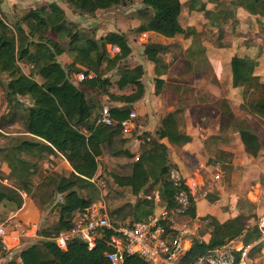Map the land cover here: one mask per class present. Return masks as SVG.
<instances>
[{
  "label": "trees",
  "instance_id": "obj_1",
  "mask_svg": "<svg viewBox=\"0 0 264 264\" xmlns=\"http://www.w3.org/2000/svg\"><path fill=\"white\" fill-rule=\"evenodd\" d=\"M61 1L81 13L94 14L135 0ZM208 2L212 3V9H206ZM141 3L143 9L139 13L145 25L138 30L165 38L182 35L192 39L194 45H200L202 33L185 28L183 18L196 13L202 15L205 27L208 26L212 33L215 31L219 41L223 36V26L235 27L239 8L256 16L260 31L264 33V0H233L230 5L219 0H206L201 6H197V0L185 3L181 0H141ZM44 32L60 35L61 39L54 40ZM94 36L93 31L83 30L68 21L55 3L27 11L12 25L0 16V77L6 76L3 83L6 111L2 119L7 125L21 120L24 127L23 133L11 135L0 130V172L4 176H0V203H12L20 209L24 205L22 195L31 192L35 186L34 179L41 178L40 162L56 155L69 164L75 175L73 179H92L98 174L99 162L103 164L104 171L99 178L107 176L111 179L104 201L113 225L125 223L131 217L142 220L150 215L153 203L145 197L152 190L157 189L168 209L176 205L175 194L187 191L183 182L194 168L186 172L179 170L178 165L170 161L168 148L162 140L166 139L176 147L191 141L185 132L183 117L189 102H195L190 95L191 90H184L180 95L176 92V107L159 121L153 133L145 131L139 136L144 147L137 155L133 154L126 147L129 137L123 134L121 123L128 119L134 104L143 96L141 79L144 69L141 65L131 67L126 64L132 50L125 34L109 32L99 39ZM109 45L118 46L119 53L110 56L107 52ZM143 48L144 59L153 65L154 90L158 97L165 84L162 76L167 74L168 68L160 55L167 52V47L146 43ZM62 55L68 56L67 63L59 62ZM258 64L256 59L238 55H233L229 62L231 87L237 89L242 98L237 108L245 116H237L228 100H215L208 93L195 102L200 126L208 125L212 119H217L218 123V133L204 140V149L209 155L208 165L231 162L232 151L222 147H228L232 136L238 137L243 152L251 158H256L262 150L258 134L247 118H256L264 125V79L255 74ZM22 65L28 66L31 73L26 74ZM201 70H210L208 62L182 69L180 75ZM78 73L92 74L93 77L75 83L72 79ZM92 93L105 96L110 103L119 105L109 108L111 126L95 125L96 118L92 112L96 106ZM26 96L31 99L28 107L18 100ZM176 169L182 178L179 187L170 180L171 171ZM73 179H61L54 190L52 207L59 215L57 224L44 229L40 235L42 241L22 250L19 260L11 257L5 264H109L105 252L110 250L106 244L110 233L97 240L91 250L79 240L71 241L64 251L51 241L58 233L69 230L76 213L94 200L81 194L77 181ZM260 182L264 185V180ZM59 196L63 198L62 203L57 202ZM130 197L140 198L134 204ZM207 198L210 203L219 199L217 193ZM244 200L237 213L223 222L212 216L204 217L202 220L208 221L207 227L213 229L210 241L206 244L194 238L180 263L193 264L208 251L240 237L244 247L251 246L249 255H264V243L254 246L260 235L257 228L248 227L247 223L254 215L245 211L244 206L251 207L252 204ZM196 213V198L189 196V207L177 220L192 223ZM214 231L218 232V237ZM10 254L11 251H4L0 257ZM235 255L238 259L239 253ZM123 264L145 263L136 255L126 254Z\"/></svg>",
  "mask_w": 264,
  "mask_h": 264
},
{
  "label": "rangeland",
  "instance_id": "obj_2",
  "mask_svg": "<svg viewBox=\"0 0 264 264\" xmlns=\"http://www.w3.org/2000/svg\"><path fill=\"white\" fill-rule=\"evenodd\" d=\"M190 0H182L183 3L188 2ZM198 5L201 6L204 2V0H197ZM225 4L232 3L233 0H219ZM209 7H213L212 3L208 2ZM243 19V18H241ZM209 27L207 26V29ZM231 27L224 26V37L222 38V44L224 45H230L232 52L236 51L240 54H243V49H245V45H248L249 47V53L254 56L259 53V47L261 43L263 42L264 33H261L259 30V26L256 27L255 21L251 23V25H244L242 29L239 30V35L234 36V34L231 32ZM128 44H132V39L130 33L125 32ZM95 37V36H94ZM221 39V40H222ZM239 39H242L244 41L243 46L241 47V43ZM211 41L217 42L216 35L211 36ZM179 46L176 47L171 53H169L165 59L168 61H171L173 57L178 56L179 58L177 61L172 65L173 69H179L180 67L189 64V63H195L198 59H200L202 56H199L200 53L194 55L192 52L190 55L184 54V48L185 46L181 43H177ZM183 49H182V46ZM187 45V44H185ZM182 49V50H181ZM140 53L136 54L135 59L140 61L139 57H142L143 54L141 51ZM110 55V54H109ZM111 56V55H110ZM144 66H147L145 61L141 60ZM179 61V62H178ZM143 66V65H142ZM22 70L25 72L30 71V68L28 66L22 65ZM185 67V66H184ZM25 69V70H24ZM260 72L264 75V57H263V63L260 69ZM190 76L186 75V79ZM6 76L2 75L0 77V130L1 132L5 134H16V133H23L24 127L21 120H19L16 124L13 125H7L2 119V115L6 111V100L4 96V82H5ZM144 82L148 89L151 90V86H153L152 82V76L148 75L147 72L143 76ZM209 79V78H208ZM207 79V80H208ZM222 79V75L220 76L219 80ZM200 80V81H193L192 79L187 82V88L191 90L190 95L194 97V101L197 102L199 97L201 95L207 94L208 90H215V93L218 95L226 96L227 98L232 99L234 101V96L232 93V90L230 87L225 86V88H220L219 90L215 89L214 81L211 77V80ZM207 89V90H206ZM147 88H145V92H147ZM209 94V93H208ZM215 100H218V97L213 96ZM24 107H28L31 103L30 97H19V99ZM161 99L157 96H155L154 92L150 93L145 96V99L143 100L142 107L138 108V110H135L136 118L134 121V132L132 133V137L129 138L128 143L126 145L127 149L132 152L133 154H138L140 151L143 150V145L139 139V136L145 132L144 129L146 128H153L158 123V117H162L164 115L165 110L163 109V105L160 106ZM116 104L110 103L108 99L105 100L103 103H98L96 108L93 110L92 115L95 119V125L97 126V118L100 110L102 107L106 106L108 108H111L112 106H115ZM233 110L234 113L237 116H245L241 111L238 110L237 106L234 105L233 102ZM249 119L250 124L252 127L256 130L258 137L261 141V143L264 146V125L256 118H253L251 116H247ZM236 138V136H235ZM235 138H232L230 141V144L228 145V148L233 153V157L231 158V162L228 164L224 163L222 164L223 168V176L220 181V190L216 191V187L211 188L208 186L206 188V191L199 192L196 201H197V207L199 211H203L204 206L207 205V202L205 200H202L201 198H205L208 200V196L212 197L214 195H219V202L217 203L218 210L221 212H227L230 213V215L234 216V214L237 213L239 209V205L241 203H244L247 198V195H249L250 199H246L248 202L252 204L251 207H245V211L247 213H251L254 215L250 220L248 221V227L250 229L257 228V222L260 216H264V190L261 188H258L256 183H260V180H264V172H261L260 169L264 170L263 167L261 168L259 165V158H263V154H259L256 158H251L250 156L246 155L242 148L240 147V144L237 142ZM100 168L98 169V176L103 174L104 166L101 162H99ZM198 169V168H197ZM194 170V169H193ZM200 170V167H199ZM211 171V169L209 170ZM208 171V172H209ZM72 169L70 168L69 164L64 161L60 156L56 155L52 159L45 158L42 162L39 164V173H41V178L34 179L35 186L31 190L30 193H27L26 196L23 198L24 202L26 203V206L24 210L25 213H18L12 203L2 202L0 203V224L4 223L6 226V229L8 232L14 235H18L23 230L29 231L30 224L34 223L36 224V236L34 237H18L19 245L15 249L12 247L10 248L11 254L6 260H9L11 257L20 259L19 253L28 248L29 246L37 243L39 244L40 241H42V236H40L44 229L54 227L57 224L59 215L57 210H54L52 207L53 201L52 197H54L53 193L54 190L60 185L61 179L66 180H72L73 179V173ZM207 171L204 173V179H206V182L210 184V180L208 175H210ZM100 173V174H99ZM52 175V176H51ZM203 175V174H202ZM0 176H3V173L0 172ZM47 176L46 179L42 180L43 177ZM229 176V179L227 180ZM4 177V176H3ZM105 181V190H107L111 184V179L107 176L105 178H102ZM77 182H82L79 184V192L88 198L96 200L98 197H100L101 193L103 192L101 187L97 186L99 181L95 180L94 183L89 182V180L86 179H80L75 178L73 179ZM12 184V182H11ZM263 185V184H262ZM264 186V185H263ZM101 190V191H100ZM154 191H157V189L150 191L148 195H152ZM216 192V193H215ZM259 194H261V198H259V201H255L256 198L258 199ZM53 195V196H52ZM143 198V196H140ZM139 197V198H140ZM137 197H130V200L132 203H136L139 199ZM52 201V202H51ZM30 205V207H28ZM30 208V210H29ZM210 208L213 210L212 205ZM250 209V210H249ZM260 210L259 214L256 213V210ZM260 215V216H259ZM202 221V218H200L198 221H193L192 223H184L181 222V224H185L188 233H194L193 238L197 239L198 237H201L202 235H205L207 233H213L212 228H208L207 226L202 225L201 227H197L198 223ZM200 231H204L203 234H199ZM199 235V236H198ZM215 237H218V232L216 233L214 231ZM13 238V237H12ZM242 237L237 238L235 240L230 241L227 243L229 247H238L239 243L241 241ZM8 240L12 241L11 237L8 238ZM4 251H1L0 255L3 254ZM1 259V257H0ZM250 264H264V255L259 253H253L252 255H249ZM6 260L1 261L0 264H5Z\"/></svg>",
  "mask_w": 264,
  "mask_h": 264
},
{
  "label": "crops",
  "instance_id": "obj_3",
  "mask_svg": "<svg viewBox=\"0 0 264 264\" xmlns=\"http://www.w3.org/2000/svg\"><path fill=\"white\" fill-rule=\"evenodd\" d=\"M204 2H206V0H204ZM51 3H55L64 12L65 17L68 21L74 24H77L79 28L83 30L93 31L95 35V39H99L105 36V34L109 32H117V33H123V34L125 32L130 33L132 44L129 43V46L132 52L130 56L126 59V64L131 67L143 65L142 66L144 69L143 76L147 72L148 75L152 76V82H153V65L147 62L144 59V56L139 57L140 61H138L137 59H135L136 54L140 53L139 51H141L143 54V49H144L143 45L146 43H155V44H160V45H164L167 47V52L165 54L160 55L164 64H166L168 68H167V74L162 76L163 80L165 81V84L162 87V90L160 91V93L158 94V99L159 98L161 99V102L159 101L160 102L159 105L160 106L163 105L162 107L165 110L164 115H162V117H158V123L167 113H169L170 111L174 109V107H176L177 105L176 97L178 96V95L176 96V92H178L180 95L182 94V92H184V90L187 91L188 89L187 82L190 81L191 79L193 81L207 80L208 78H209L208 80H211V77H212L214 81V85L216 86L215 87L216 90H219L220 88H225V86H228L232 90L233 96L235 98H234V101H232V99L227 98L226 96L218 95L217 93H215L214 89L208 90L207 92L212 97L213 96L218 97L219 98L218 100L220 99L228 100L231 104L232 109H233V106H232L233 102H234V105H239L242 99L241 94L237 89H233L231 87L230 76L228 72L229 62L233 55L248 56L252 59L258 60L259 64H258V67L256 68L255 74L264 79V75L260 72V69L263 63V57H264L263 42L261 43L259 47V53L254 56H252L249 53L248 45H245V49H243V54H240L236 51L232 52L230 45H224V43L222 44V41H223L222 38L224 37V34H225L224 26H223V36L221 38L222 40L220 39L217 42L211 41V36L215 35V31L212 33L209 29H207V27H205L204 25L205 20L202 17V15H199L196 13H192L189 16H186L183 18L185 19V28H187L188 30L194 29L197 33H202V35L199 37L200 45H194V41L192 39L184 38V36L182 35H177L174 38H165L163 36H160L150 31H139L138 29L140 28V26L145 25L139 13V11L143 9L141 0H135L132 3L128 2L124 5H120L112 9H108V10H98L94 14L81 13L61 0H0V16L6 21L7 24L12 25L19 18H21L27 11L31 9H37L43 5L51 4ZM227 4L230 5L232 3H227ZM212 8L213 7H209L208 3L206 4V9H212ZM236 20H237V23L234 28H232V26L229 25L232 28L231 32L234 34V36L239 35V30L242 29L245 24L249 26L251 25L253 21H255L256 27L259 26L257 17L248 14L246 11H244L241 8L237 9L236 11ZM262 21L264 22V15H263ZM259 30H260V26H259ZM44 34L47 35V37H50L54 40L61 39L60 35L50 34L47 32H44ZM239 41L242 47L244 44V41H242V39H239ZM178 42H181L185 46L184 48L185 55H190V53L192 52L196 56L198 53H200V55L199 54L198 55L202 57L198 59L197 61H195L194 64L189 63V64L184 65L185 67L182 66L177 70L173 69L172 65L177 61L179 57L175 56L173 57L171 61H168L167 59H165V57L169 53H171L174 49H176L177 46H179L177 44ZM182 49H183V46H182ZM58 60L60 63L64 64L69 61V58L67 55H62L59 57ZM141 60L145 61V63H147L146 64L147 66H144ZM204 61L208 62V66L210 67V70H208V72H204V70H201L198 73L194 71L188 72L186 75L190 77L187 79H186V75H180V72L182 69H186L188 67H194L196 64H199ZM25 73L26 74L31 73V69L28 72H26L25 70ZM221 75H222V79L219 80ZM143 76H142L141 82L143 83V86H144V92H143V96L141 100H139L138 102L134 104L133 109L135 110H138V108L142 107V104L144 103L143 100L145 99V96L148 94V92L150 93L154 92L155 94L154 83H153V86H151V90L148 89V87L146 86L144 82ZM145 88H147L148 90L147 92H145ZM91 95L94 99L95 106H97L98 103L105 102V100L107 99L105 96H101L98 93H92ZM26 97L29 98V96H26ZM19 102L21 101L19 100ZM29 105H31V103ZM116 105L119 106L118 104ZM194 106H195V102L190 101L188 107H186L183 112L185 132L187 133V135L190 136L191 141L182 147L173 146L169 144L166 139L162 140V143H164L166 147L168 148V152L170 155V161L172 163L177 164L179 170H183V172H186L193 168L194 170L197 168L199 169L200 167V172L203 174L202 176L204 178L203 172L205 171L208 172L211 169V165H208L207 163L209 155L204 149V140L208 136L216 135L218 133V123H217V119H212L210 120V123L208 125L200 126ZM155 127L153 128V130L152 128H149V127L144 130L146 132L153 133ZM131 137L132 136H130L129 138ZM232 138H235V136H232ZM235 139L240 144L238 137H236ZM261 145H262V150L260 151L259 154L264 155V146L262 143ZM240 147H241V144H240ZM222 149L229 150L226 147H222ZM259 165L261 168L263 167L264 169V157L259 158ZM178 169L176 170L178 171ZM222 171H223V168H222ZM260 171L264 172V170L262 169H260ZM178 172L180 173V171ZM208 173L210 174L208 175L209 180H210L211 171H209ZM73 176H75L74 173H73ZM222 176H223V173H222ZM204 180L206 182V179ZM80 183L82 182H77L78 186ZM256 185L258 188H261L262 190H264V186L261 184V182L256 183ZM218 189L219 190L221 189L220 182L216 186V191H218ZM249 197L250 196L247 195V198L251 200ZM261 197H262L261 194H259L258 199L256 198L255 201H259V198ZM201 199L205 200L207 202V205L204 206L203 211H199L197 207V201H196L197 213H196L195 221H198L200 218L203 219L206 216H212V217H215L219 222H223L231 217L230 213L227 214L228 211L225 213V212H221L218 210L217 203L220 201L219 199L214 203L208 202V200H206L205 198H201ZM211 205H212L213 210L210 208ZM25 206H26V203L24 202V205L20 209H17L16 211L18 213H25L26 212L24 210ZM28 207H30V205ZM259 211L260 210L257 209L256 213L259 214ZM202 221L200 220V222L197 225L198 227H201L202 224L200 223ZM1 224H4V223H1ZM32 224L34 223H31L30 225ZM29 233H32V231H29ZM190 234L193 235L194 233H190ZM11 239L12 241L8 239H6V241L9 242V247H12L13 249H15L19 245V240L15 239V237ZM8 257L9 256L5 258H1L0 260L4 261Z\"/></svg>",
  "mask_w": 264,
  "mask_h": 264
},
{
  "label": "built area",
  "instance_id": "obj_4",
  "mask_svg": "<svg viewBox=\"0 0 264 264\" xmlns=\"http://www.w3.org/2000/svg\"><path fill=\"white\" fill-rule=\"evenodd\" d=\"M119 51L120 49L116 45L107 47V52L111 56L118 54ZM92 77V74L78 73L72 80L75 83H81ZM135 118L136 113L132 110L128 119L121 123L122 132L126 137H130L134 131ZM96 124L102 126L112 125L108 107H102ZM221 178L222 165L219 162L211 165L210 184L205 182L200 170L195 169L183 182L187 191L175 194L176 205L174 208L168 209L160 199L158 191H154L152 195L145 197L153 203L150 215L142 220H136L131 217L125 223L113 225L109 220L104 201V195L106 194L105 181L99 178L97 174L89 182L94 183L98 179L99 183L97 186H100L103 191L100 197L78 211L73 218V226L67 231L58 233L51 241L59 250L63 251L74 240L83 242L88 250H91L95 247L97 240L106 237L110 233L106 240L110 250L105 252V258L109 264H123L124 255L126 254L136 255L145 264H181V258L191 247L194 238L190 232L188 233L185 224H181L177 220V217L182 216L188 209L189 196L196 198L198 193L206 191L208 186L216 187ZM181 179V175L177 170L171 171L170 180L174 185L179 187ZM25 196V194L22 195L23 198ZM62 201L63 198L59 196L57 202L62 203ZM200 224L207 226L208 221H202ZM36 226V224L30 225L29 231H32V233L23 230L17 236H13L12 233L8 232L4 224H0V246L2 250L10 251L11 247H9V242L6 241L9 237H15V239L20 236L35 237ZM256 227L260 236L254 246L264 243V216L259 217ZM210 238L211 234L207 233L197 239L207 244ZM250 249L251 246L244 247L241 242L235 248L226 244L208 251L193 264H250ZM236 253H239L238 259H236Z\"/></svg>",
  "mask_w": 264,
  "mask_h": 264
}]
</instances>
